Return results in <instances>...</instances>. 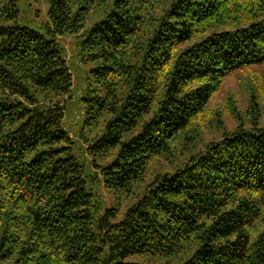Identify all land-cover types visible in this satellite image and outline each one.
<instances>
[{
  "label": "trees",
  "instance_id": "16d2710c",
  "mask_svg": "<svg viewBox=\"0 0 264 264\" xmlns=\"http://www.w3.org/2000/svg\"><path fill=\"white\" fill-rule=\"evenodd\" d=\"M48 1L42 32L0 0V264H264L258 94L201 135L226 78L264 84V0ZM67 32L91 64L81 155Z\"/></svg>",
  "mask_w": 264,
  "mask_h": 264
},
{
  "label": "rangeland",
  "instance_id": "374dc122",
  "mask_svg": "<svg viewBox=\"0 0 264 264\" xmlns=\"http://www.w3.org/2000/svg\"><path fill=\"white\" fill-rule=\"evenodd\" d=\"M20 14L18 23L38 29L42 32L47 31V23L50 21L48 0H18ZM58 42L62 45L65 52L70 70L73 74V96L68 102V110L63 121L64 127L71 131L77 141L76 154L81 155L82 139H78V134L84 127L87 137H92L95 134V129L86 127L84 122V107L80 102L83 89L88 83L90 63L82 61L79 36L77 33L67 32L57 36ZM262 68L252 67L240 70L224 80L219 92L214 96L210 104V109L202 121L201 135L206 141L217 137L220 134L218 127L225 126L232 129L238 123L239 117L248 121L252 118V113L249 111L251 103V93L258 94L257 104L259 106L261 119L264 123V84L262 78ZM230 98L236 100L237 110L231 112ZM257 98V97H255ZM238 111V112H237ZM218 120H221L220 123ZM222 129V128H220ZM104 195L105 207H110L113 201V195L108 190L102 189ZM126 203V202H125Z\"/></svg>",
  "mask_w": 264,
  "mask_h": 264
}]
</instances>
